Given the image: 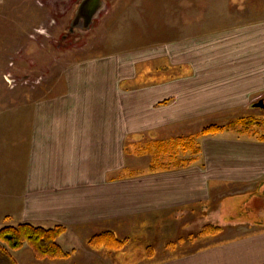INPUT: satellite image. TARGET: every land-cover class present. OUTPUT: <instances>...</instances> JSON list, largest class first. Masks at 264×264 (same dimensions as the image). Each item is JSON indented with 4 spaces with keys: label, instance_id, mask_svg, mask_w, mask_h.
<instances>
[{
    "label": "crops",
    "instance_id": "crops-1",
    "mask_svg": "<svg viewBox=\"0 0 264 264\" xmlns=\"http://www.w3.org/2000/svg\"><path fill=\"white\" fill-rule=\"evenodd\" d=\"M12 1L0 0V5ZM40 13L29 8L30 28L41 24ZM23 37L15 39V49L26 47L30 54L36 44ZM171 42L162 67L180 68L190 74L188 78L175 80L170 74L164 84L153 79L144 82V74L135 71L138 66L142 70L147 59L106 56L100 58L104 62L78 63L65 70L57 76L52 96L41 101L24 98L20 106L7 107L14 112L6 114L7 119L24 123L0 128V163L8 166L0 165V223L63 225L66 232L74 231L84 239L82 234L112 230L116 221L129 216H155L169 210L183 219L194 212L193 207L206 208L213 188L223 191V182H256V189L264 184V140L253 138L231 144V158L216 161L215 172L203 161L168 174L107 178L113 145L121 141L117 137L193 120L207 110L202 105L238 103L264 88V21L204 39ZM241 51L246 59L231 57ZM159 52L153 51V61L160 60ZM214 140L210 148L219 154L224 140ZM176 247L137 261L93 260L98 264H264V224H225L217 236L196 237Z\"/></svg>",
    "mask_w": 264,
    "mask_h": 264
},
{
    "label": "rangeland",
    "instance_id": "rangeland-1",
    "mask_svg": "<svg viewBox=\"0 0 264 264\" xmlns=\"http://www.w3.org/2000/svg\"><path fill=\"white\" fill-rule=\"evenodd\" d=\"M79 2L80 0H13L10 5H0V128L21 126L24 122L6 118V114L14 113L7 110V107L20 106L24 98L41 101L49 97L57 76L75 64L104 62L100 58L114 55H127L130 58L128 61L143 58L147 59L142 66L144 70H140L141 66H138L135 72L140 76L144 74V82L153 79L157 84L158 81L164 84L170 74L173 75L171 77H177L175 80L188 78L190 75L180 68L169 71L167 67H162L167 63L162 59L166 57V45L172 44V40L192 41L200 36L204 39L208 34L252 28L264 21V0H103V8L89 28H74L70 31V23ZM29 8L32 13L41 12V24L34 29L29 27ZM25 36L36 44L30 54L26 47L15 49L18 45L15 39ZM158 46L162 47L157 48ZM14 50L15 53L10 54ZM157 50L160 51V60L153 61V51ZM241 52L243 55L235 52L231 57L239 61L246 59L245 53ZM256 58H259L258 55ZM146 66L153 69L146 71ZM132 73L130 71L128 76ZM245 97L238 103L202 105L207 110L193 120L163 125L152 132L129 133L117 137L121 141H118V145H113L110 161L112 171H107V178L116 180L130 176L168 174L173 168L151 171L149 167L151 163L158 166L155 163L169 161L170 154L180 159L194 157L191 164L199 166L206 161L208 170L215 172L216 161L231 158V144L257 138L249 133L239 134L233 130L202 136L200 133L204 127H227L231 123L238 125L240 120H248L250 124L253 120L260 125L259 133H264V112L260 107L254 106L264 97V88L253 96L250 95L249 99ZM13 99L15 103L12 102ZM163 102L167 105V101ZM179 137H193V149L198 148L197 154L192 155L190 149L186 152L180 146L173 145V139ZM217 138L224 140L221 157L220 153L216 154L210 148L215 143V140H211ZM203 145L208 148L207 159V154L205 156L203 153ZM7 154L3 153V156L7 157ZM0 155L2 156L1 153ZM0 165L8 168L3 162ZM223 183V191H215L216 188H213V195L205 203L206 208L203 204L193 207L194 212L186 214L183 219L166 210L155 216H129L116 221L112 230L94 231L88 237L85 233L82 234L84 239L77 238L74 231H65L58 240L65 253L69 254L65 259L56 262L37 260L34 254L31 257L27 254L31 249L26 245L10 254L17 264H98L93 260L98 257L111 263L134 259L137 261L144 256L175 251L178 243L194 240L205 225H216L223 229L225 224L255 221L264 224V184L256 189V182L233 183L234 185ZM10 220L7 219V222ZM8 224L0 223V228ZM187 224L191 226L186 227ZM104 231H111L117 239L126 240L125 245L120 250L87 246L86 241L90 237ZM4 262L5 259L0 256V264Z\"/></svg>",
    "mask_w": 264,
    "mask_h": 264
},
{
    "label": "trees",
    "instance_id": "trees-1",
    "mask_svg": "<svg viewBox=\"0 0 264 264\" xmlns=\"http://www.w3.org/2000/svg\"><path fill=\"white\" fill-rule=\"evenodd\" d=\"M240 120L238 125L231 123L227 127L218 125H208L201 130L200 135L208 136L222 131L233 130L236 133H249L259 140H264V133H259V124L251 120ZM254 128V129H253ZM193 137H179L173 139V145L180 146L184 151L196 155L198 148L193 149ZM171 143V142H170ZM165 146V143H162ZM173 147V146H172ZM160 151V149H158ZM157 151V152H158ZM169 161H165L155 166L150 164L151 171L168 170L170 168L185 167L194 160V157L186 159L178 158L176 155H169ZM157 159V157H156ZM66 227L55 225L52 227H41L31 223H19L17 225H6L0 228V256L5 259L4 264H17L10 252L18 251L25 245L33 252L37 260H61L68 257V253L62 249L58 243L59 238L65 233ZM222 232V228L216 225L203 226L198 234V238L217 236ZM87 246L92 248L106 247L108 249L120 250L126 243V240L117 239L111 231H104L93 235L87 241ZM171 246V245H169ZM150 252V251H149ZM3 264V263H2Z\"/></svg>",
    "mask_w": 264,
    "mask_h": 264
},
{
    "label": "water",
    "instance_id": "water-1",
    "mask_svg": "<svg viewBox=\"0 0 264 264\" xmlns=\"http://www.w3.org/2000/svg\"><path fill=\"white\" fill-rule=\"evenodd\" d=\"M103 8V0H80L74 12V17L70 23L69 30L74 28L87 29L93 19L99 14ZM264 109L262 100L254 105Z\"/></svg>",
    "mask_w": 264,
    "mask_h": 264
},
{
    "label": "flooded vegetation",
    "instance_id": "flooded-vegetation-1",
    "mask_svg": "<svg viewBox=\"0 0 264 264\" xmlns=\"http://www.w3.org/2000/svg\"><path fill=\"white\" fill-rule=\"evenodd\" d=\"M260 100H262V102H263V104H264V97H262ZM260 100H258V102H259ZM261 109H262L263 112H264V109H263V108H261Z\"/></svg>",
    "mask_w": 264,
    "mask_h": 264
}]
</instances>
